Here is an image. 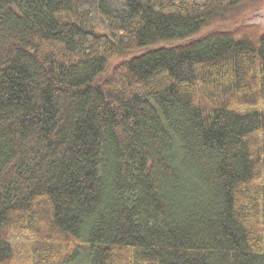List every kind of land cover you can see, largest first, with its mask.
I'll return each mask as SVG.
<instances>
[{"label":"trees","instance_id":"trees-1","mask_svg":"<svg viewBox=\"0 0 264 264\" xmlns=\"http://www.w3.org/2000/svg\"><path fill=\"white\" fill-rule=\"evenodd\" d=\"M263 6L0 0V264H264Z\"/></svg>","mask_w":264,"mask_h":264},{"label":"rangeland","instance_id":"rangeland-1","mask_svg":"<svg viewBox=\"0 0 264 264\" xmlns=\"http://www.w3.org/2000/svg\"><path fill=\"white\" fill-rule=\"evenodd\" d=\"M254 24L261 25L264 28V6L259 9L253 10L251 12H247L246 15H244L242 19L239 20L238 22H231L220 26H223L226 29H231V28L243 27L244 25H254ZM218 27L219 26H215L214 28H218ZM120 60L121 59L112 61L111 65L119 63ZM87 247H88L87 245L82 246L83 251ZM70 264H87V259L81 258Z\"/></svg>","mask_w":264,"mask_h":264}]
</instances>
